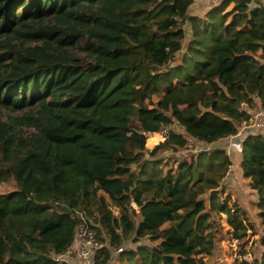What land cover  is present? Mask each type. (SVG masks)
<instances>
[{
	"label": "trees",
	"instance_id": "trees-1",
	"mask_svg": "<svg viewBox=\"0 0 264 264\" xmlns=\"http://www.w3.org/2000/svg\"><path fill=\"white\" fill-rule=\"evenodd\" d=\"M194 1L0 0V108L25 111L0 113V264H71L57 257L78 212L106 242L99 264L112 249L117 264H215L222 240L244 246L255 226L222 199L225 150L159 155L185 148V134L224 139L249 117L242 102L264 103V5L222 0L197 15ZM154 95L171 96L169 113ZM174 123L184 132L144 149ZM241 168L264 229L263 133L243 140Z\"/></svg>",
	"mask_w": 264,
	"mask_h": 264
},
{
	"label": "rangeland",
	"instance_id": "rangeland-1",
	"mask_svg": "<svg viewBox=\"0 0 264 264\" xmlns=\"http://www.w3.org/2000/svg\"><path fill=\"white\" fill-rule=\"evenodd\" d=\"M222 0H195L193 5L190 8L192 14L203 15L207 10L214 7V5L219 4ZM21 11V10H19ZM184 29L186 32V40L187 43L191 36V27L189 22L184 25ZM52 40V39H51ZM41 44V43H38ZM27 46H34V42H29L26 44ZM77 56L81 58H86V53L81 48L75 49ZM180 55V54H179ZM153 102H158L159 107L169 113L171 96L164 95L161 99L159 96L154 95L152 97ZM0 113L3 114V119L7 120V116H20L25 113V111H12L7 109H1ZM168 127V130L171 128L174 131L184 132L182 128L177 124H171ZM18 133L28 134L32 129H30L27 125L21 124L18 125L17 129ZM160 135V140H158L155 144L149 146L148 139L155 133L149 134L146 145L144 149L151 150L160 142H163V137L160 132H157ZM188 139V145L179 149L178 151H165L161 152L159 158L163 161L167 162L168 160H172L174 158L177 159H188L195 157L199 153L209 152L215 149H222L225 152H229V158L231 159V165L227 170L226 174L220 179V188L223 189L222 199H225L226 196H230L231 201L238 202L251 217V222L254 224L255 229L249 230L246 238L244 239V246L240 247L238 242L233 239H224L220 242V247L216 248L215 251V264H235L234 259H237V264H242L243 261L248 262V264H253L252 262L255 259H260L264 256V229L260 224V220L258 218V212L256 207L254 206L255 201L257 200V192L253 190L250 186V182L248 179H245L240 173V171H234L232 167V163H235L238 168L239 160L242 155V143H236L233 141L231 144H226L224 139L218 140L213 143H207L204 141L196 140L189 135L185 134ZM167 160V161H166ZM8 162L2 153H0V166L6 165ZM135 168V166H133ZM136 206V205H135ZM138 219V216L136 217ZM222 223L225 228H229L226 222V216L223 214ZM141 242H148L146 239H142ZM126 246H135L132 241H128L125 243ZM77 245L74 244L72 251L70 254L63 256L62 258L68 259L69 257H75L78 255L76 251ZM113 259L110 264H117V250L112 249Z\"/></svg>",
	"mask_w": 264,
	"mask_h": 264
},
{
	"label": "built area",
	"instance_id": "built-area-1",
	"mask_svg": "<svg viewBox=\"0 0 264 264\" xmlns=\"http://www.w3.org/2000/svg\"><path fill=\"white\" fill-rule=\"evenodd\" d=\"M260 1L264 5V0ZM255 101L257 105L254 107L249 106L247 102L241 103V109L249 114V117L241 121L234 134L224 138L226 144H231L233 141H236V143L240 146V143L243 142L249 133H264V103H260L258 98H255ZM168 131V127H163L160 131L163 140L168 137ZM227 154L228 156L230 155L229 152H227ZM132 205L135 206V203L132 202ZM77 217L80 220V223L76 229L74 244L77 245L76 251L78 252L79 258L78 264H99L97 253L100 249L106 247V242L99 239L96 236L95 231L87 226V217L84 213L78 212ZM73 246L67 250L65 254L59 255L57 259L75 264L70 257L68 259L62 258L63 256L70 254ZM120 250L122 249H118V251Z\"/></svg>",
	"mask_w": 264,
	"mask_h": 264
},
{
	"label": "crops",
	"instance_id": "crops-1",
	"mask_svg": "<svg viewBox=\"0 0 264 264\" xmlns=\"http://www.w3.org/2000/svg\"><path fill=\"white\" fill-rule=\"evenodd\" d=\"M264 134V133H263ZM241 159H242V155H241ZM241 159L239 160V163H238V168L235 166L236 164L235 163H232V167L234 168V171H240V173H242V168H241ZM249 181V180H248ZM72 260L75 264H78L79 263V258H78V255L75 256V257H72Z\"/></svg>",
	"mask_w": 264,
	"mask_h": 264
},
{
	"label": "bare ground",
	"instance_id": "bare-ground-1",
	"mask_svg": "<svg viewBox=\"0 0 264 264\" xmlns=\"http://www.w3.org/2000/svg\"><path fill=\"white\" fill-rule=\"evenodd\" d=\"M158 140H160V135L158 133H155L148 139V145L151 146L155 144Z\"/></svg>",
	"mask_w": 264,
	"mask_h": 264
}]
</instances>
